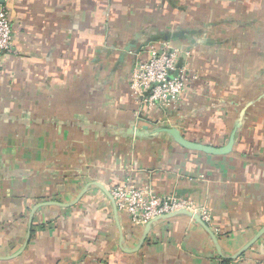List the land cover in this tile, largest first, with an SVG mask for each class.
Masks as SVG:
<instances>
[{
    "label": "crops",
    "instance_id": "1",
    "mask_svg": "<svg viewBox=\"0 0 264 264\" xmlns=\"http://www.w3.org/2000/svg\"><path fill=\"white\" fill-rule=\"evenodd\" d=\"M0 6L13 43L0 56V264H264V0ZM229 32L238 40L223 39ZM162 43L196 79L171 109L152 112L128 81L133 52ZM163 121L213 147L240 127L225 156L117 134ZM95 183L190 199L217 246L185 216L142 239Z\"/></svg>",
    "mask_w": 264,
    "mask_h": 264
},
{
    "label": "built area",
    "instance_id": "2",
    "mask_svg": "<svg viewBox=\"0 0 264 264\" xmlns=\"http://www.w3.org/2000/svg\"><path fill=\"white\" fill-rule=\"evenodd\" d=\"M13 52L12 24L9 13L0 6V56ZM187 55V54H186ZM186 66L180 64V53L168 43L153 44L140 53L129 76L131 95L148 111L171 109L196 79ZM117 208L135 226L149 220L186 209H198L190 199L157 194L150 187L129 183L110 190ZM201 218L209 223V215L201 209Z\"/></svg>",
    "mask_w": 264,
    "mask_h": 264
},
{
    "label": "water",
    "instance_id": "3",
    "mask_svg": "<svg viewBox=\"0 0 264 264\" xmlns=\"http://www.w3.org/2000/svg\"><path fill=\"white\" fill-rule=\"evenodd\" d=\"M0 3H2V0H0ZM147 47H148V45L146 44V45H143V46H140L139 48H137L133 52V60L135 61L137 56L140 53H142ZM241 113L243 114V111ZM239 127H240V124L236 122L235 125L233 126L232 130L230 131L229 135H228V138L225 142V145L222 147H213V146L206 145V144H203L200 142L191 141L183 135V133L181 132V130L178 128V126L175 123L166 122V121L158 122L155 125L150 126V127L149 126H143L142 128L130 127V128H127V129H124V130L118 132L117 134H120L123 137L134 138V139H139V140L155 139L156 137L165 136L171 142H173L174 144L183 148L184 150H187L190 152H196V153H200V154H205V155H209V156H225V155H228L231 153V151L235 145V136H236V133H237ZM94 186L96 188H99L104 193V195L107 197V199L109 200L110 205L112 207V210L114 212V215L117 217L118 213L120 211L117 208L116 202H115L113 196L111 195V192L108 189L101 186L100 184L95 183ZM86 189L87 188L82 190V192L79 194V196ZM56 205H60V204H56ZM67 205L68 204H64V205H60V206H67ZM35 209L36 208H34V210ZM120 213H124V212H120ZM30 215H33V212H31ZM178 216H185V217L189 218L190 220H192L193 222L199 224V226H201V228L211 238L213 244H215V246H217V241H216L214 234L209 229V226L201 218V209L200 208L196 209L195 211L181 209V210H177L175 212L169 213V214L157 216V217L149 220L147 223L140 226V227H142V231H143L142 239H144V237L151 230V228H153L154 226L159 224V222H162L165 220H170V219L176 218ZM29 222H30V220H29ZM142 241L143 240H141V242ZM241 251L239 252V254L241 253Z\"/></svg>",
    "mask_w": 264,
    "mask_h": 264
},
{
    "label": "rangeland",
    "instance_id": "4",
    "mask_svg": "<svg viewBox=\"0 0 264 264\" xmlns=\"http://www.w3.org/2000/svg\"><path fill=\"white\" fill-rule=\"evenodd\" d=\"M222 37H223V39H225V38H229V40H238V39H234V37H236V36L232 35L231 32L224 34ZM252 39H253V40H254V39L256 40V39H257V34H255L254 36H252ZM240 40H242L241 37H240ZM192 75L195 76V73H192ZM262 84L264 85V79L262 80Z\"/></svg>",
    "mask_w": 264,
    "mask_h": 264
}]
</instances>
